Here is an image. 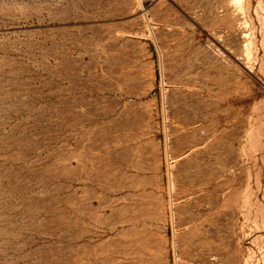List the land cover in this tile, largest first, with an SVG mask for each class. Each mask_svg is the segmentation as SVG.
<instances>
[{
    "label": "rangeland",
    "instance_id": "374dc122",
    "mask_svg": "<svg viewBox=\"0 0 264 264\" xmlns=\"http://www.w3.org/2000/svg\"><path fill=\"white\" fill-rule=\"evenodd\" d=\"M0 264H264V0H0Z\"/></svg>",
    "mask_w": 264,
    "mask_h": 264
}]
</instances>
